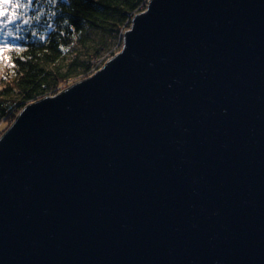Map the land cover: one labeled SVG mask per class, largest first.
I'll list each match as a JSON object with an SVG mask.
<instances>
[{
    "label": "water",
    "instance_id": "obj_1",
    "mask_svg": "<svg viewBox=\"0 0 264 264\" xmlns=\"http://www.w3.org/2000/svg\"><path fill=\"white\" fill-rule=\"evenodd\" d=\"M0 264H264V0H150L100 69L22 108Z\"/></svg>",
    "mask_w": 264,
    "mask_h": 264
},
{
    "label": "trees",
    "instance_id": "obj_2",
    "mask_svg": "<svg viewBox=\"0 0 264 264\" xmlns=\"http://www.w3.org/2000/svg\"><path fill=\"white\" fill-rule=\"evenodd\" d=\"M147 1L32 0L27 10H18L28 17L41 15L27 24L21 17L0 27V46H11L4 48L8 64L0 79V124L5 126L0 133L26 105L89 76L99 66L95 59L112 49ZM8 31L14 34L6 36Z\"/></svg>",
    "mask_w": 264,
    "mask_h": 264
},
{
    "label": "snow or ice",
    "instance_id": "obj_3",
    "mask_svg": "<svg viewBox=\"0 0 264 264\" xmlns=\"http://www.w3.org/2000/svg\"><path fill=\"white\" fill-rule=\"evenodd\" d=\"M31 3L32 0H0V27H7L14 21L21 19V17H23L22 23L24 24L30 23L31 19L39 20L41 14H37L34 17H28L24 15L23 12L18 11L20 9L27 10ZM52 3H55V0H52ZM5 17H7L6 20L4 19ZM17 30H19V25H17ZM13 34L12 31L5 33L6 36H12ZM5 47L11 46H0V52H2ZM8 59L11 60L12 57L10 56Z\"/></svg>",
    "mask_w": 264,
    "mask_h": 264
},
{
    "label": "rangeland",
    "instance_id": "obj_4",
    "mask_svg": "<svg viewBox=\"0 0 264 264\" xmlns=\"http://www.w3.org/2000/svg\"><path fill=\"white\" fill-rule=\"evenodd\" d=\"M123 33H124V31L122 32V34L120 35V37L117 38L116 43L112 47L111 50L102 52V54L95 59V63L96 64H99L101 66L102 64H104L113 55V53H117L118 51H120L122 49V46H123ZM6 51H7L6 49H3V51L0 52V79L2 77V74L4 72L5 67L8 64L7 56H6ZM80 53L83 54V56H86L87 51H86V49L83 48V49H81V52ZM75 82L76 81H70L67 85H65V87L63 89L71 86ZM4 127L5 126L3 124L2 125L0 124V130L1 129H4ZM0 134H2V133H0ZM2 135H0V137Z\"/></svg>",
    "mask_w": 264,
    "mask_h": 264
},
{
    "label": "built area",
    "instance_id": "obj_5",
    "mask_svg": "<svg viewBox=\"0 0 264 264\" xmlns=\"http://www.w3.org/2000/svg\"><path fill=\"white\" fill-rule=\"evenodd\" d=\"M149 1H150V0L147 1L146 6H147V4L149 3ZM145 8H146V7H145ZM145 8H144V9H145ZM144 9H143V10H144ZM102 66H103V64L100 66V68H101ZM93 73H95L94 70L92 71V73H91L90 75H92ZM90 75H89V76H90Z\"/></svg>",
    "mask_w": 264,
    "mask_h": 264
},
{
    "label": "bare ground",
    "instance_id": "obj_6",
    "mask_svg": "<svg viewBox=\"0 0 264 264\" xmlns=\"http://www.w3.org/2000/svg\"><path fill=\"white\" fill-rule=\"evenodd\" d=\"M146 7V6H145ZM130 24H131V20H130ZM99 65V64H98ZM100 69V65L98 67H96L95 69H93L95 72Z\"/></svg>",
    "mask_w": 264,
    "mask_h": 264
}]
</instances>
